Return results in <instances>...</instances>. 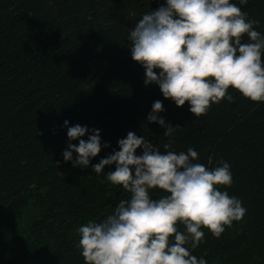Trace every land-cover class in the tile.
<instances>
[{"label": "trees", "instance_id": "1", "mask_svg": "<svg viewBox=\"0 0 264 264\" xmlns=\"http://www.w3.org/2000/svg\"><path fill=\"white\" fill-rule=\"evenodd\" d=\"M163 2L0 0V264H85L78 226L129 196L105 178L114 165L98 175L91 164L118 150L129 130L161 151L165 143L176 152L192 147L207 167L227 161L232 183L219 187L246 212L219 238L202 226L204 241L192 252L207 264H264V102L229 86L231 102L222 98L197 117L187 101L177 106L145 85L127 35ZM233 2L264 33V0ZM156 99L165 122L179 125L170 136L146 119ZM65 118L99 128L108 142L88 167L63 160Z\"/></svg>", "mask_w": 264, "mask_h": 264}, {"label": "clouds", "instance_id": "2", "mask_svg": "<svg viewBox=\"0 0 264 264\" xmlns=\"http://www.w3.org/2000/svg\"><path fill=\"white\" fill-rule=\"evenodd\" d=\"M258 24L233 0H164L141 15L127 40L131 58L144 69L143 83L158 85L177 106L187 101L198 117L222 98L231 102L229 86L251 101L264 102V33L254 27ZM162 111V101L156 99L146 119L170 136L179 125L166 123ZM63 126L67 141L62 157L73 166L88 167L108 147L107 141L101 143L99 128L69 125L67 118ZM117 144L118 150L91 169L99 175L114 165L105 178L129 196L99 221L78 226L77 246L85 264H207L192 252L204 241L202 226L219 238L225 226L246 212L237 196L219 187L232 183L229 163L207 167L192 147L176 152L165 143L161 151L131 130ZM153 192L163 194L154 197Z\"/></svg>", "mask_w": 264, "mask_h": 264}]
</instances>
